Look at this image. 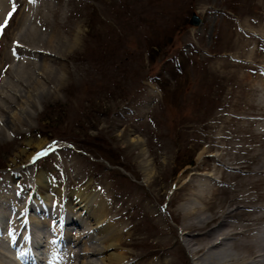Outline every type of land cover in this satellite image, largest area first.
Listing matches in <instances>:
<instances>
[{
  "label": "rangeland",
  "instance_id": "obj_1",
  "mask_svg": "<svg viewBox=\"0 0 264 264\" xmlns=\"http://www.w3.org/2000/svg\"><path fill=\"white\" fill-rule=\"evenodd\" d=\"M3 10L0 121L9 114L22 121L0 126V216L7 224L17 219L10 232L21 241L27 217L45 221L48 244L41 251L48 259L40 264L64 251L69 260L57 264L81 260L73 252L86 245L75 244L74 234L93 220L61 224L76 219L65 206L76 190H102L124 225L137 222L146 230L133 235L141 242L152 225L127 208L150 196L149 174L151 187L181 180L182 168L196 166L201 147L216 135L219 117L228 129L239 125L229 123L234 116L264 128L258 87L264 0H4L0 26ZM192 14L200 18L196 25ZM39 176L48 183V201L31 199L42 189ZM40 204L50 211L28 214ZM64 226L70 232L61 240ZM123 249L129 255L145 250ZM135 259L128 256L127 264Z\"/></svg>",
  "mask_w": 264,
  "mask_h": 264
},
{
  "label": "bare ground",
  "instance_id": "obj_2",
  "mask_svg": "<svg viewBox=\"0 0 264 264\" xmlns=\"http://www.w3.org/2000/svg\"><path fill=\"white\" fill-rule=\"evenodd\" d=\"M2 2L4 0H0V4ZM5 11H1L2 22L7 18ZM262 72L263 82L258 85V94L261 96L259 102H262L264 107V70ZM254 88L257 90L255 86ZM7 100L10 101L8 98ZM259 102L256 103L257 106ZM2 109L0 106V110ZM20 109L22 110V107ZM9 115L11 122L22 121L19 115ZM254 116L257 118L260 115L254 114L252 117ZM244 117L240 121L236 116L232 117L229 123L237 122L239 125L230 129L225 124L227 120L219 117L218 122L222 124L216 135L211 136L208 144L201 147L196 166L187 165L182 168L179 174L181 180L178 179L169 185H155L156 187H151L154 179H148L152 175L146 177L149 181L143 180L144 184L150 185V190H147L150 196L133 202L127 208L129 211L135 209V212L146 217L152 225V229L147 231L141 242L136 241L133 235L136 231L140 233L146 230L140 227L138 229L137 222L124 225L122 214L118 210L110 211L108 199L102 190L95 188L90 194L77 190L73 192V197H69L65 206L76 215V219L66 218L61 224L78 225L83 219L90 218L93 221L88 222L90 225L86 231L98 230L95 235L92 232L86 233L85 230H80L81 228L75 229L73 242L77 244L83 241L86 247L73 252L75 258L81 257L79 263L74 264H127V258L131 255L136 257L134 264H264V128H253L249 125L252 120ZM9 119L0 121V126ZM13 130L17 131L15 128ZM202 142L206 143L205 140L199 143ZM41 146V143L35 145L37 152ZM212 147L215 152L211 153L209 150ZM38 178L42 189L39 188L38 191V188H35L31 199L48 201L45 196L46 193L48 196V183H45L41 176ZM165 190L169 191L167 196L164 195ZM28 210V214L45 215L49 208L40 204ZM21 216L23 221V213ZM1 218L2 216L0 261L5 264H18L10 262L9 257L21 260L22 264H40L44 261L42 257L48 255L44 250L41 251V246L46 241L41 231L45 221L36 223L34 219L27 217L30 227L23 236L24 241H21L10 232L17 219L13 218L7 224ZM62 219L63 217H60L61 221ZM167 219H171L172 223ZM47 225L53 228L55 226L52 223ZM66 227H60L64 230L59 234L61 240H66L70 232ZM84 237H87L86 240ZM92 241L97 244L92 245ZM45 243L47 245L48 241ZM126 245L143 246L145 250L129 255L123 249ZM68 256L64 251V254L51 258L44 264H57L63 259L69 260Z\"/></svg>",
  "mask_w": 264,
  "mask_h": 264
},
{
  "label": "water",
  "instance_id": "obj_3",
  "mask_svg": "<svg viewBox=\"0 0 264 264\" xmlns=\"http://www.w3.org/2000/svg\"><path fill=\"white\" fill-rule=\"evenodd\" d=\"M190 21L192 25H196L197 23H199L200 18L198 17V15L192 14Z\"/></svg>",
  "mask_w": 264,
  "mask_h": 264
},
{
  "label": "snow or ice",
  "instance_id": "obj_4",
  "mask_svg": "<svg viewBox=\"0 0 264 264\" xmlns=\"http://www.w3.org/2000/svg\"><path fill=\"white\" fill-rule=\"evenodd\" d=\"M14 10H15V9H14ZM8 16L11 17V16H12V13L10 12V13L8 14ZM6 25H7V19L4 21V25H2V26H0V27L6 26ZM45 154H46V152H41V153H39L38 155L42 156V155H45Z\"/></svg>",
  "mask_w": 264,
  "mask_h": 264
}]
</instances>
